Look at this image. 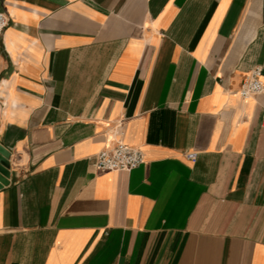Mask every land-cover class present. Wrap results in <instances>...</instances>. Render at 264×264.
I'll return each instance as SVG.
<instances>
[{
	"label": "crops",
	"instance_id": "crops-1",
	"mask_svg": "<svg viewBox=\"0 0 264 264\" xmlns=\"http://www.w3.org/2000/svg\"><path fill=\"white\" fill-rule=\"evenodd\" d=\"M1 8L0 264H264V0Z\"/></svg>",
	"mask_w": 264,
	"mask_h": 264
},
{
	"label": "built area",
	"instance_id": "built-area-1",
	"mask_svg": "<svg viewBox=\"0 0 264 264\" xmlns=\"http://www.w3.org/2000/svg\"><path fill=\"white\" fill-rule=\"evenodd\" d=\"M9 25V18L1 8L0 0V39L2 38L6 28ZM264 92V83L262 80V68L254 67L248 76L242 81L238 90L239 96L246 100L251 97L258 96ZM264 122V115L262 116ZM264 128V125H263ZM189 161H195L196 154L188 152L184 154ZM144 163V155L138 148L129 146L117 141L115 146L103 149L94 157V168L98 172L124 171L130 172Z\"/></svg>",
	"mask_w": 264,
	"mask_h": 264
},
{
	"label": "water",
	"instance_id": "water-1",
	"mask_svg": "<svg viewBox=\"0 0 264 264\" xmlns=\"http://www.w3.org/2000/svg\"><path fill=\"white\" fill-rule=\"evenodd\" d=\"M9 152L0 145V189L7 185V180L9 178Z\"/></svg>",
	"mask_w": 264,
	"mask_h": 264
}]
</instances>
